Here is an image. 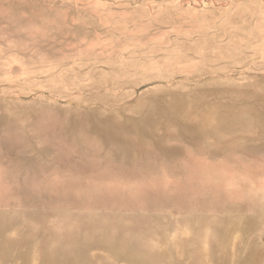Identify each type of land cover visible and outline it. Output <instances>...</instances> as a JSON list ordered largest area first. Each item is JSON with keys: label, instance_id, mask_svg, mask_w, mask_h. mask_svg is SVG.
<instances>
[{"label": "rangeland", "instance_id": "rangeland-1", "mask_svg": "<svg viewBox=\"0 0 264 264\" xmlns=\"http://www.w3.org/2000/svg\"><path fill=\"white\" fill-rule=\"evenodd\" d=\"M0 264H264V0H0Z\"/></svg>", "mask_w": 264, "mask_h": 264}]
</instances>
